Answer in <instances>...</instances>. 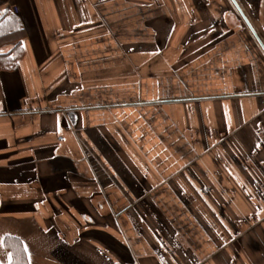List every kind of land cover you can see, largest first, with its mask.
I'll list each match as a JSON object with an SVG mask.
<instances>
[{"label":"crops","instance_id":"obj_1","mask_svg":"<svg viewBox=\"0 0 264 264\" xmlns=\"http://www.w3.org/2000/svg\"><path fill=\"white\" fill-rule=\"evenodd\" d=\"M0 264H264V0H0Z\"/></svg>","mask_w":264,"mask_h":264},{"label":"trees","instance_id":"obj_2","mask_svg":"<svg viewBox=\"0 0 264 264\" xmlns=\"http://www.w3.org/2000/svg\"><path fill=\"white\" fill-rule=\"evenodd\" d=\"M24 36V28L17 16L5 19L0 23V45ZM21 56V49L17 48L12 56L0 57V64L11 66ZM4 246L11 253L12 259L9 264H29V258L21 239L7 235Z\"/></svg>","mask_w":264,"mask_h":264}]
</instances>
